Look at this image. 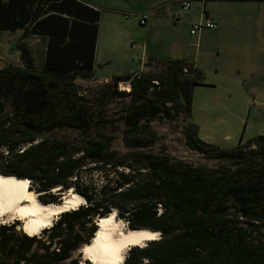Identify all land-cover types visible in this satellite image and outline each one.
<instances>
[{
    "label": "trees",
    "instance_id": "obj_1",
    "mask_svg": "<svg viewBox=\"0 0 264 264\" xmlns=\"http://www.w3.org/2000/svg\"><path fill=\"white\" fill-rule=\"evenodd\" d=\"M100 16L85 0H0V30L44 41L40 68L22 45L19 62L0 67V175L29 180L42 203L68 190L84 200L36 234L1 221L0 264H96L81 249L112 211L129 229L159 233L130 246L123 264H264V134L234 147L202 140L190 120L202 74L184 59L81 89L77 80H99ZM154 118L182 122L185 145L214 164L153 152ZM62 129L80 137L48 135ZM117 132L123 152L111 147Z\"/></svg>",
    "mask_w": 264,
    "mask_h": 264
},
{
    "label": "rangeland",
    "instance_id": "obj_2",
    "mask_svg": "<svg viewBox=\"0 0 264 264\" xmlns=\"http://www.w3.org/2000/svg\"><path fill=\"white\" fill-rule=\"evenodd\" d=\"M85 1L95 4L101 12L93 70L94 77L99 80H77L81 89L87 87L93 89L102 82L100 79L113 75L145 70L148 64L154 68L164 59H184L193 63L202 74L199 80L203 83L195 85L191 92L190 114V120L196 124L198 136L202 140L219 147H234L239 141L245 143L253 136L264 134L262 3H260L262 11L249 10L255 16L256 24L250 22L252 26L248 27L246 22L233 19L230 15L234 10L229 8L228 3L219 0H191L192 13L189 21L185 18V12L180 5L170 3L168 0ZM162 3L166 6L163 11L159 10ZM150 4L158 6L154 8L155 10L149 11L147 23L139 25L138 18ZM202 8L218 23L220 14L224 16L221 32L219 33L218 29L202 30L199 38L191 39L190 24L202 19ZM255 27L258 28L259 35H256ZM260 31L263 35H260ZM19 45L30 50L34 66L40 68L44 55L43 38L25 34L22 29L0 30V67L19 62L21 53ZM253 45L258 49L255 50ZM118 86L125 87L126 84L121 82ZM108 109L112 114L119 107L112 103ZM182 125L180 121L152 119L150 127L159 137L151 148L153 152H158L161 148L173 159L214 164L185 145L181 132ZM48 135L60 136L66 140L80 137V133L72 129L57 130ZM111 147L122 152L126 150L118 132ZM68 191L61 193V200L56 204L64 200ZM37 201L42 203L38 199ZM56 216L57 214L53 215L52 220ZM14 220H17L22 228V219L17 216L13 219L5 215L0 217V222ZM82 258L85 259L83 256Z\"/></svg>",
    "mask_w": 264,
    "mask_h": 264
},
{
    "label": "bare ground",
    "instance_id": "obj_3",
    "mask_svg": "<svg viewBox=\"0 0 264 264\" xmlns=\"http://www.w3.org/2000/svg\"><path fill=\"white\" fill-rule=\"evenodd\" d=\"M28 183L27 179L0 175V217L22 219V230L27 234L37 233L51 224L53 215L84 202L81 196L69 190L60 204L39 203L35 192L27 189ZM124 223L115 219V211L98 218L97 230L90 242L82 247V256L97 264H123L129 246H142L146 241L158 238V232L129 229Z\"/></svg>",
    "mask_w": 264,
    "mask_h": 264
},
{
    "label": "crops",
    "instance_id": "obj_4",
    "mask_svg": "<svg viewBox=\"0 0 264 264\" xmlns=\"http://www.w3.org/2000/svg\"><path fill=\"white\" fill-rule=\"evenodd\" d=\"M203 1H207V0H203ZM219 1L228 3L229 8L234 10V13H232L230 16L235 20H242L243 22H246L248 27L252 26L250 24V22H254L256 24V18L249 10L250 9H259L260 11L263 10L262 6L260 5L261 0H219ZM168 2H170V1L168 0ZM170 3H176V2H170ZM176 4H178V3H176ZM151 5L152 4L147 5V7L144 10V11H147L148 14H149V11L155 10L154 8H156L158 6V5H153V6H151ZM203 7H204V4H203ZM165 8H166V6L162 3V5L159 7V10L163 11ZM202 10H203L202 19L200 21H203L204 19L209 18L213 23H215L216 26L213 28H202L199 30V32H196L194 34H191L190 29H189L191 39L199 38V34L202 32V30L218 29V32L219 33L221 32V27H222L224 20H225L224 16L222 14H220L221 15V17L219 18L220 23H218V21L213 20L209 16L208 12L205 9L202 8ZM183 12H185V18L187 19V21H189V16H191V13H192L191 2H190L189 9L183 10ZM147 19H148V17H147ZM146 23H147V20H146ZM221 23H222V25H221ZM190 26H191V24H190ZM254 31H256V35H259V30L257 27L254 28ZM260 35H263L262 31H260ZM253 48L255 50L258 49L257 46H255V45H253ZM95 52H96V48H95ZM103 80H108V78H104Z\"/></svg>",
    "mask_w": 264,
    "mask_h": 264
},
{
    "label": "built area",
    "instance_id": "obj_5",
    "mask_svg": "<svg viewBox=\"0 0 264 264\" xmlns=\"http://www.w3.org/2000/svg\"><path fill=\"white\" fill-rule=\"evenodd\" d=\"M169 1L178 3L182 10L189 9L191 2V0H169ZM261 3L264 7V0H262ZM147 17H148V12L147 11L142 12L140 17L138 18L139 25H145ZM215 26H216L215 23H213L209 18H206L203 21L192 23L190 26V33L194 34L196 32H199V30L202 28H213ZM120 89H125L127 91L129 88L128 86H126V87H120Z\"/></svg>",
    "mask_w": 264,
    "mask_h": 264
},
{
    "label": "clouds",
    "instance_id": "obj_6",
    "mask_svg": "<svg viewBox=\"0 0 264 264\" xmlns=\"http://www.w3.org/2000/svg\"><path fill=\"white\" fill-rule=\"evenodd\" d=\"M126 86H128V84H126ZM126 86H125V87H126ZM128 88H129V86H128ZM122 90H125V89H122ZM128 90H129V89H128ZM128 90H127V91H128ZM125 91H126V90H125ZM28 188H29V184H28V186H27V189H28ZM96 264H97V263H96Z\"/></svg>",
    "mask_w": 264,
    "mask_h": 264
},
{
    "label": "water",
    "instance_id": "obj_7",
    "mask_svg": "<svg viewBox=\"0 0 264 264\" xmlns=\"http://www.w3.org/2000/svg\"><path fill=\"white\" fill-rule=\"evenodd\" d=\"M84 201V200H83ZM72 208V207H71ZM65 210H67V209H65ZM64 211V210H63ZM158 234V237H159V233H157ZM158 239V238H157Z\"/></svg>",
    "mask_w": 264,
    "mask_h": 264
},
{
    "label": "snow or ice",
    "instance_id": "obj_8",
    "mask_svg": "<svg viewBox=\"0 0 264 264\" xmlns=\"http://www.w3.org/2000/svg\"><path fill=\"white\" fill-rule=\"evenodd\" d=\"M149 238H152V237H149Z\"/></svg>",
    "mask_w": 264,
    "mask_h": 264
}]
</instances>
